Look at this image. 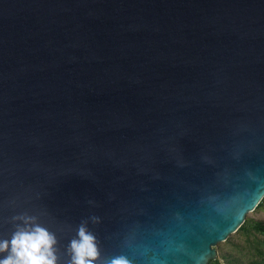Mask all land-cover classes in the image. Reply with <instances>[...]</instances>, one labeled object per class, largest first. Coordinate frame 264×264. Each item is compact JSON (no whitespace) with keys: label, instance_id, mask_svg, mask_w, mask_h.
I'll return each mask as SVG.
<instances>
[{"label":"water","instance_id":"obj_1","mask_svg":"<svg viewBox=\"0 0 264 264\" xmlns=\"http://www.w3.org/2000/svg\"><path fill=\"white\" fill-rule=\"evenodd\" d=\"M263 197L264 0H0V237L210 264Z\"/></svg>","mask_w":264,"mask_h":264},{"label":"clouds","instance_id":"obj_2","mask_svg":"<svg viewBox=\"0 0 264 264\" xmlns=\"http://www.w3.org/2000/svg\"><path fill=\"white\" fill-rule=\"evenodd\" d=\"M11 238L0 237V264H60L56 234L36 222V217L21 214ZM67 264H133L125 255L101 260L97 238L86 223H81L77 235L68 244Z\"/></svg>","mask_w":264,"mask_h":264},{"label":"rangeland","instance_id":"obj_3","mask_svg":"<svg viewBox=\"0 0 264 264\" xmlns=\"http://www.w3.org/2000/svg\"><path fill=\"white\" fill-rule=\"evenodd\" d=\"M258 221L264 222V201L261 206L247 214L245 229H238L227 240L215 246L216 255L211 261L217 259L221 264H251L260 260L259 251L264 250V234L254 228Z\"/></svg>","mask_w":264,"mask_h":264},{"label":"trees","instance_id":"obj_4","mask_svg":"<svg viewBox=\"0 0 264 264\" xmlns=\"http://www.w3.org/2000/svg\"><path fill=\"white\" fill-rule=\"evenodd\" d=\"M263 201H264V197H263V199L261 200V202L258 204L257 207L261 206V205L263 204ZM245 227H246V226H245L244 223H243L242 226L239 228V230H240V229H245ZM254 228H255L258 232L264 234V222H262V221H258V222H256V223L254 224ZM259 253H260V257H261V259H260V260H255V261H253V263H251V264H264V250L261 249V250L259 251ZM210 264H221V263H220L217 259H215V260L211 261Z\"/></svg>","mask_w":264,"mask_h":264}]
</instances>
